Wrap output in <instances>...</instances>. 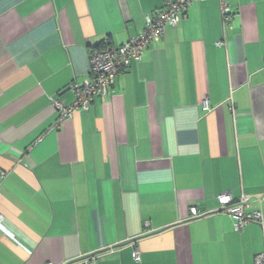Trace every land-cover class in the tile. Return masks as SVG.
Masks as SVG:
<instances>
[{
	"label": "crops",
	"instance_id": "crops-1",
	"mask_svg": "<svg viewBox=\"0 0 264 264\" xmlns=\"http://www.w3.org/2000/svg\"><path fill=\"white\" fill-rule=\"evenodd\" d=\"M228 2L227 28L220 0L193 3L58 124L92 51L141 35L164 1L0 0V264H255L261 226L238 232L217 198L264 220V0Z\"/></svg>",
	"mask_w": 264,
	"mask_h": 264
},
{
	"label": "built area",
	"instance_id": "built-area-1",
	"mask_svg": "<svg viewBox=\"0 0 264 264\" xmlns=\"http://www.w3.org/2000/svg\"><path fill=\"white\" fill-rule=\"evenodd\" d=\"M163 9L154 14H148L145 18L146 27L144 32L131 39L121 47H106L93 50L90 55V74L92 79L83 84L74 83L70 90L75 95L72 106L66 107L59 100H53L52 106L58 113V124L70 121L75 110L83 109L88 111L96 98L106 99L115 83L116 78L129 70L133 63L141 61L146 49L161 42L168 26L177 27L183 21L190 6L201 0H163ZM223 25L227 28L232 20L231 7L228 0H220ZM220 46L221 43H218ZM208 110V104L205 103ZM57 124V126H58ZM56 126V128H57ZM219 211L228 214L235 221V228L238 232L243 231L252 223L259 224L263 232L264 220L261 210H250L251 201L248 197L242 196L234 201L229 194L223 193L218 196ZM191 219L201 218L209 212L201 211L196 206L190 208ZM4 218L0 214V227L3 226ZM92 256L84 264H97ZM134 259L139 262L140 254L137 249L134 251ZM255 264H264V249L255 257Z\"/></svg>",
	"mask_w": 264,
	"mask_h": 264
},
{
	"label": "trees",
	"instance_id": "trees-1",
	"mask_svg": "<svg viewBox=\"0 0 264 264\" xmlns=\"http://www.w3.org/2000/svg\"><path fill=\"white\" fill-rule=\"evenodd\" d=\"M163 6H164V4H163ZM161 9H163V7H162ZM161 9H160V10H161ZM106 47H107V46H106ZM106 47H104V48H106ZM104 48H102V49H104ZM100 49H101V48H100ZM96 50H99V48H97Z\"/></svg>",
	"mask_w": 264,
	"mask_h": 264
}]
</instances>
